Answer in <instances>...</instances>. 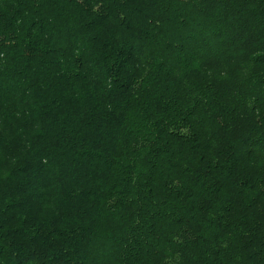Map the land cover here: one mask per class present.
<instances>
[{
    "label": "trees",
    "instance_id": "trees-1",
    "mask_svg": "<svg viewBox=\"0 0 264 264\" xmlns=\"http://www.w3.org/2000/svg\"><path fill=\"white\" fill-rule=\"evenodd\" d=\"M0 264H264V0H0Z\"/></svg>",
    "mask_w": 264,
    "mask_h": 264
}]
</instances>
